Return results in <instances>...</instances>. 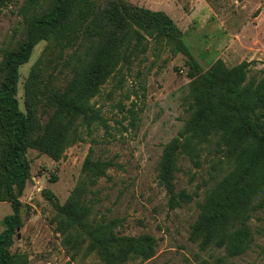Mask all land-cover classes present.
Masks as SVG:
<instances>
[{
  "label": "trees",
  "instance_id": "obj_1",
  "mask_svg": "<svg viewBox=\"0 0 264 264\" xmlns=\"http://www.w3.org/2000/svg\"><path fill=\"white\" fill-rule=\"evenodd\" d=\"M11 1L0 0V10ZM18 13L22 37L0 60V203L8 202L12 210L3 219L0 264H28L26 254L11 252L22 227L20 197L30 178L28 150L59 161L93 126L106 128L92 99L119 66H129L144 54L150 41L173 56L182 55L188 66L186 119L157 164L167 206L175 210L192 201L187 191L176 190L180 158L196 163L202 152H212L221 176L198 204L189 240L202 251L222 250L228 258L251 250L255 233L264 236V75L249 76L248 62L228 67L220 59L202 70L168 15L125 0H23ZM40 42L46 46L23 83L21 110L19 69ZM114 166L111 159L94 158L90 149L81 178L63 204L45 193L56 211L55 232L71 259L82 251L101 264H126L131 258L144 262L155 256L154 237L122 235L117 232L120 220L98 219L92 213L90 188ZM257 213L262 214L257 218L262 229L254 232L250 221Z\"/></svg>",
  "mask_w": 264,
  "mask_h": 264
},
{
  "label": "rangeland",
  "instance_id": "obj_2",
  "mask_svg": "<svg viewBox=\"0 0 264 264\" xmlns=\"http://www.w3.org/2000/svg\"><path fill=\"white\" fill-rule=\"evenodd\" d=\"M23 0H12L0 10V60L6 49L22 37ZM105 2L107 0H101ZM151 11H162L181 30L191 55L206 70L217 59L233 67L250 63L249 76L264 75V0H125ZM46 46L40 42L28 63L19 69L17 99L23 108V83ZM182 55L173 56L165 46L150 41L144 54L121 65L101 87L91 103L100 110L106 128L95 125L90 135L64 152L59 161L28 150L30 178L20 201L22 227L16 230L11 252L26 254L28 264H101L83 251L71 259L55 232L56 214L46 199L49 192L63 204L81 176L82 163L93 150L94 158L112 160L89 195L92 213L98 219H118L117 232L126 236L149 234L156 239L155 256L147 261L131 258L126 264H264V236L255 233V244L246 254L228 258L222 250L199 249L189 240L190 226L198 204L221 172L217 158L201 153L194 163L179 160L176 190L192 196L189 204L170 210L167 196L157 181V164L164 146L175 138L186 119L188 66ZM12 213L8 202L0 203V233L3 219ZM257 213L250 221L254 232L262 226Z\"/></svg>",
  "mask_w": 264,
  "mask_h": 264
}]
</instances>
